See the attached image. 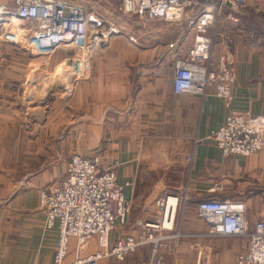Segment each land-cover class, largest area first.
I'll return each instance as SVG.
<instances>
[{"label":"crops","instance_id":"0c3cea01","mask_svg":"<svg viewBox=\"0 0 264 264\" xmlns=\"http://www.w3.org/2000/svg\"><path fill=\"white\" fill-rule=\"evenodd\" d=\"M247 1L241 24L230 20L236 15L231 8L219 14L214 57L226 53L235 66L234 112L264 117V0ZM172 34L169 43H160L159 35ZM194 35L188 21L161 20L149 24L148 47L113 40L93 63L90 80L60 104L61 118L50 122L49 134L30 128L22 114L20 119L0 114V264H54L58 234L56 228H44L40 193L64 182L72 156L91 158L99 152L102 165L118 162L119 182L130 183L128 223L113 233L112 242L138 235L139 223L154 221L160 194H186L175 230L164 232L180 231L183 237L174 244L166 241L162 253L176 252L173 264H235L249 238H193L207 229L196 208L205 199L243 201L252 231L264 220V152L225 156L211 139L226 123L224 102L212 91L205 98L175 94L174 63L188 55ZM97 249L94 238L84 253ZM135 254L100 264H133Z\"/></svg>","mask_w":264,"mask_h":264},{"label":"built area","instance_id":"2783aa9c","mask_svg":"<svg viewBox=\"0 0 264 264\" xmlns=\"http://www.w3.org/2000/svg\"><path fill=\"white\" fill-rule=\"evenodd\" d=\"M101 2L104 0L88 6L73 0L0 1V40L23 45L30 53L45 58L59 50H74L57 65L60 82L65 91L71 92L89 79L95 60L106 54L119 36L114 14L154 21L171 20L176 12L177 21H188L195 35L188 55L174 63L175 94L205 98L212 91L224 102L229 112L226 123L211 134V139L225 156L248 157L264 152V117L234 112L235 66L226 53L214 57L219 14L231 8L236 15L230 20L241 24L239 14L248 7L247 0H109V11L98 7ZM15 21L21 22L23 28H18ZM102 155L103 152L91 158L74 155L68 162L64 182L40 193V207L46 215L44 228H56L58 234L54 264H99L107 258L122 262L145 245L152 246V258L144 264H166L161 255L164 243H178L183 235L180 231L170 236L164 232L175 230L178 208L187 201V195L160 194L155 203L157 218L140 223L138 235H124L112 242L113 233L128 223L132 204L125 189L130 183L121 184L117 173L120 164L103 166ZM186 160L192 162L190 156ZM246 213L243 201L202 200L196 214L207 229L193 238H249L248 247L237 256L235 264H264V220H258L250 231ZM94 238L97 251L85 255ZM72 252L75 255L70 260Z\"/></svg>","mask_w":264,"mask_h":264},{"label":"rangeland","instance_id":"374dc122","mask_svg":"<svg viewBox=\"0 0 264 264\" xmlns=\"http://www.w3.org/2000/svg\"><path fill=\"white\" fill-rule=\"evenodd\" d=\"M0 1L4 3L8 2L3 0ZM73 1L82 2L83 4H88V6L89 4L95 5V2H97V0ZM109 3V0H104L98 7H101V10H108L107 4ZM105 15L108 16L110 14L105 12ZM113 16L115 17L113 19L117 20L116 22L118 23L120 31L119 36L115 39L122 38L130 43L138 42L142 45L144 44L145 47L149 46L150 40L147 35L149 24L153 21L140 17L124 18L118 14H114ZM178 17L179 14L175 12L172 14L171 20L177 21ZM108 18L110 19V16H108ZM180 21L181 19L177 22ZM15 24L18 28H23L21 27V22L15 21ZM159 26L158 24L157 28ZM159 36L162 37L160 38L161 44L169 43L175 38L174 34ZM171 46L173 47V45ZM73 53L74 50L71 49L59 50L52 57L45 58L30 53L23 45L15 46L5 44L0 40V114H12L16 119H20L19 117L22 114L23 118L29 123L28 126L30 128L39 126L40 131L43 133H51V131L54 130L52 129L54 125L50 122L54 120L58 121V118H61L60 115L57 117L60 104L69 97V91H65L63 84L60 82L59 68L57 65H59L65 57L73 55ZM90 78L91 75L89 79H85L80 83L86 82L90 80ZM61 92H64V96L66 97H62ZM47 120L49 124H47ZM186 162L188 161L186 160ZM176 233L177 232H175V234ZM172 242L174 244V241ZM151 249V245L141 246L135 252L136 254L134 253L135 256L132 258V263H149L152 258ZM175 253L170 252V254L164 255L161 251L163 259L165 258L164 262L166 264H173L172 261Z\"/></svg>","mask_w":264,"mask_h":264}]
</instances>
